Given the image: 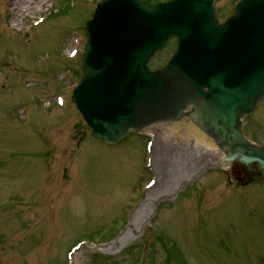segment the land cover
<instances>
[{"label":"rangeland","instance_id":"obj_1","mask_svg":"<svg viewBox=\"0 0 264 264\" xmlns=\"http://www.w3.org/2000/svg\"><path fill=\"white\" fill-rule=\"evenodd\" d=\"M102 1L24 0L35 11L15 23L13 0H0V264H140L142 254L143 264H264V183L211 171L154 216L217 157L165 133L112 146L91 136L71 97ZM237 1L216 0L221 22ZM244 130L264 143V99Z\"/></svg>","mask_w":264,"mask_h":264},{"label":"water","instance_id":"obj_2","mask_svg":"<svg viewBox=\"0 0 264 264\" xmlns=\"http://www.w3.org/2000/svg\"><path fill=\"white\" fill-rule=\"evenodd\" d=\"M214 6L100 4L87 24L83 77L72 101L100 141L113 145L146 130L190 139L225 156L205 171L233 164L248 185L264 181V146L246 139L242 122L264 97V0H243L223 25ZM172 38L174 56L152 72L149 61Z\"/></svg>","mask_w":264,"mask_h":264},{"label":"bare ground","instance_id":"obj_3","mask_svg":"<svg viewBox=\"0 0 264 264\" xmlns=\"http://www.w3.org/2000/svg\"><path fill=\"white\" fill-rule=\"evenodd\" d=\"M10 9H11L12 17H13L15 23L19 22L20 17H22L21 19L23 20L25 18L24 14L26 12H34L35 11V8L28 6V8H26V12H25L24 11V9H25L24 0H13L12 5L10 6ZM159 197H157V198H159ZM147 201H149V199ZM132 239H133V234L131 232H127L124 235H122L114 244H112L111 247H117V248L123 247L124 245L129 243ZM113 249H115V248H113Z\"/></svg>","mask_w":264,"mask_h":264},{"label":"trees","instance_id":"obj_4","mask_svg":"<svg viewBox=\"0 0 264 264\" xmlns=\"http://www.w3.org/2000/svg\"><path fill=\"white\" fill-rule=\"evenodd\" d=\"M149 1H151V0H149ZM161 61V60H160Z\"/></svg>","mask_w":264,"mask_h":264}]
</instances>
